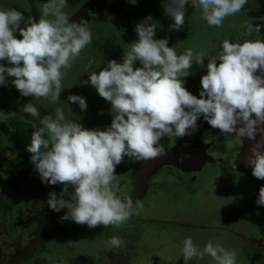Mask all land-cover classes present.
Masks as SVG:
<instances>
[{"label": "clouds", "instance_id": "1", "mask_svg": "<svg viewBox=\"0 0 264 264\" xmlns=\"http://www.w3.org/2000/svg\"><path fill=\"white\" fill-rule=\"evenodd\" d=\"M188 3L189 0H165V15L174 21L171 29L184 26ZM247 3L248 0H191L210 27H221L226 17L240 12ZM66 6L67 0H48L38 21L26 19L14 9L0 10V61L11 65L0 63V85L8 82L7 77H14L12 83L22 96L43 98L49 103L61 99L64 76L92 43V34L83 23L70 22ZM156 28L153 18L145 17L136 25L138 40L132 42L122 62L110 60L82 82L90 83L111 103L110 127L87 129L67 119L59 107L55 116L41 115L32 102L23 107L24 113L39 117L41 125L32 133L27 149L32 154L31 163L42 182L63 185L59 195L50 192L47 200L53 211L67 209L62 220L70 219L89 228H118L133 214L139 215L143 204L138 199L117 195L116 167L126 156L145 161L167 155L161 139L193 135L201 117L223 134L236 133L255 141L248 163L253 166V175L264 179V39L258 38L261 25H245L250 39L222 41L218 58L208 59L199 97L184 87L182 78L191 74L193 62L204 67L206 54L189 48L178 55L167 38H154ZM17 32L22 38L15 35ZM136 61L140 67H134ZM68 102L87 109L83 96L71 94ZM69 110L72 111L70 107ZM190 158L191 153L180 156L181 161ZM256 203L264 205V186ZM106 246L112 250L126 245L123 239L113 236ZM205 255L215 264H237L234 250L212 242L201 249L191 237L184 240L185 264Z\"/></svg>", "mask_w": 264, "mask_h": 264}, {"label": "flooded vegetation", "instance_id": "2", "mask_svg": "<svg viewBox=\"0 0 264 264\" xmlns=\"http://www.w3.org/2000/svg\"><path fill=\"white\" fill-rule=\"evenodd\" d=\"M113 3L111 0H85L80 5L82 10L73 12L69 16V20L70 22L83 23L89 28L93 25V17L99 11L100 15L106 13L110 18H114L119 12L137 15L141 21L146 17L143 12L142 1H136V9L127 8L125 11L122 10L121 2L120 4L115 1ZM263 5L264 0H262L260 8ZM131 7L133 6L131 5ZM164 17L165 23L174 22L171 17L166 15ZM198 18L204 21L201 15H198ZM198 18L195 19V15H193L192 22H190L186 16L183 27L191 31L186 39L168 40L169 46L173 47L178 55L183 54L189 48L194 52L206 54L205 66L201 67L193 62L191 74L182 78L185 82L184 87L197 97L202 90V76L207 73L208 59L218 58V54L222 51L221 44L223 41L220 37L223 34L221 27H210L204 23L203 27L199 28L197 24L201 25L202 23ZM232 18L234 21L229 25V33L225 39L230 40V42H237L238 40L242 42L250 39L251 37L246 34L245 29V25L250 23L261 25V34L258 38L264 39V19H261L264 18V9H257V7L255 9L253 6L244 7L240 12L232 15ZM101 21L109 25L106 20L102 19ZM193 30L194 32H192ZM198 33L207 35L208 40L197 38ZM116 61L122 62V58ZM0 63L11 66L7 61H0ZM217 63L219 64L220 61ZM140 66L139 61L134 63V67ZM13 80L14 77H7L8 82L0 85V264H9L10 260L19 252L24 251L33 240L45 235H49V239L42 241L30 250H25V255L18 264H134L140 261L139 258L141 260L146 259L147 264H158L161 255L160 250L164 249L159 243V239L155 240L154 238L153 242L149 239L146 243L148 239L146 224L156 222L174 226L185 225L183 222L171 218L172 214L164 219H149L145 215L146 211L156 209V205L148 203L147 198L149 196L157 195L162 191H180L182 195H194L196 190L194 184L198 180H202L203 178L200 177L205 176L208 170L214 168L223 169L229 179H234L236 186L245 189L249 200L257 201L259 190L264 186V179H257L253 175V166L248 163L249 156L246 160L242 159V155L250 150L254 141L251 143V139L246 136L240 137L236 133L232 135L223 134L219 129L212 128L201 117L197 121L198 130L193 135L161 139L160 143L166 148L167 155L145 161H137L134 157L128 158L126 156L116 167V174L119 176L117 195L122 197L134 189V176L139 173L144 162L149 161L153 164L159 162L157 169L148 178L147 192L139 200L143 204V210L140 214H133L125 224L118 228L103 225L96 227L98 232H115L113 236L123 239L126 246L123 249L108 250L106 243L110 239H106L102 241L101 250H90L86 237L83 241H76V230H84V226L81 225L82 227H80L69 219L57 232L55 231L59 226L60 217L64 216L67 209H61L60 212L53 211L48 206L47 200L50 192L55 191L59 195L63 185H51L42 182L34 164L30 161L32 154L27 149L31 143L32 133L35 128H39L41 125L39 124V117H32L23 112L24 105L30 101L27 96H22L16 89L12 83ZM78 94L82 96L81 94L84 92L78 90ZM33 98L46 114H54L52 105L44 108L35 97ZM89 101L90 103L87 104L89 108L82 110L80 114L71 112L74 116L71 114L66 116L65 114V117L82 124L87 129H106L102 127V124H107L108 120L103 119V117L109 116L113 119L109 111L111 103L102 97L93 103L91 102L94 101L93 96ZM104 102L109 106L105 105ZM256 138L257 140L260 139L259 132ZM184 153H191V158L181 161L180 156ZM242 181H245V187H242ZM18 206L20 210H16ZM258 208L264 217V205H258ZM132 224H136L137 229ZM193 226L207 228L212 232L219 233L218 236L227 231V227L217 220L210 225L211 227H208V224L201 226L194 224ZM68 227L72 228L67 229ZM251 229L254 234L244 231L245 233L238 232L236 235L237 239L242 241V245L237 250L242 249L246 253V260L242 264H264V224L261 222L258 224L254 221L251 223ZM256 229L259 233L256 232ZM64 231L65 237L61 239L60 235ZM71 231H74V234ZM138 242L142 245L140 248L137 247ZM208 242H212L214 246L217 244L216 240L206 237L201 241L203 246L200 248L203 249ZM144 247L145 257L138 253V250H142ZM147 253L151 254L148 255ZM206 257L209 259L208 261L204 260ZM172 259L174 260L173 257ZM200 260H196L197 264H207L206 261L210 264L213 261L207 255Z\"/></svg>", "mask_w": 264, "mask_h": 264}, {"label": "rangeland", "instance_id": "3", "mask_svg": "<svg viewBox=\"0 0 264 264\" xmlns=\"http://www.w3.org/2000/svg\"><path fill=\"white\" fill-rule=\"evenodd\" d=\"M84 1L85 0H67V6L64 11L71 16L76 10H82L80 5ZM111 1L112 3L115 1L119 4L121 2L123 11L127 8L136 9L135 3H132V0ZM136 1H142L144 6L143 12L146 17L150 15L153 18V22L157 23L155 33L156 39L167 38L168 40H180L186 39L187 35L190 34L191 31H189L188 28L182 27L180 30H175L170 28V25L174 22L170 24L165 23V0ZM34 2L40 18L42 7L48 2V0H34ZM16 3L22 5V8H29L27 0H0V10ZM261 3L262 0H248L245 7L253 6L255 9L257 7V9L263 10L264 5L260 8ZM131 5L133 7H131ZM186 8V16L190 22H192L193 15H195V19L198 18V15H201V10L193 7L191 5V0H189ZM139 14L142 15L141 13ZM102 19L106 20L109 25L102 23ZM199 20L202 23L201 25L197 24L199 28L201 26L203 27L204 23L207 24L205 20ZM233 21L232 16L226 17L223 21L221 26L223 34L220 36L223 40L227 37L229 33V25ZM140 22L141 20L137 15L133 16L129 12H119L116 16H114V18H110L106 13L100 15V11L96 12L92 19L93 25L88 28L92 34V43L87 45L80 53L79 57L72 62L70 70H68L64 76L62 83L65 89L61 92V99L56 103H49L43 98H36L38 102L44 108H48L52 105V111L54 112L53 116H55V109L58 107L65 110L64 112L66 116L71 114V112L78 114L82 112L78 103L68 102L69 95H79L78 90L84 92V94L81 95L86 99L87 104L90 103L89 99L92 96L94 97V101L91 102H97V99L101 96L98 94L96 88L90 83L85 84L82 82L88 81L93 72H99L106 67L110 60H119L121 58L123 60V56L131 48L132 42L138 40V33L135 29L136 25ZM192 32H194V30ZM207 37L208 36H205L204 33H198L197 35V38L208 40ZM104 104L109 106L106 102H104ZM101 106L106 107L104 105ZM69 107L72 111L69 110ZM103 119H107L108 122L107 124H102V127H110L112 118L106 116L103 117ZM206 173L207 174L205 176L200 177L203 178L202 180H198L197 183L194 184L196 189L194 195H182L180 191H162L157 195H152L147 198L150 205H156V209H150V211L148 209L146 211L145 215H147L149 219H164L172 214L170 216L171 218L175 221L183 222L185 225L174 226L170 224H158L156 222L146 224V230H148V239L146 243L149 239L152 242L154 241V238L155 240L159 239V243L164 249L160 250L161 255L159 256L158 264H185L182 257V249L183 242L188 237H191L194 244H196L199 248L203 246L201 241L206 237L216 240V245H219L226 250H234L237 253V264L245 262L246 253L245 250H237V248L242 245V241L239 238L237 239L236 235H238V232L245 233L244 231L253 233L251 223L254 221L258 224L260 222L264 224V222H262L264 221V217L261 215V210L258 208L256 201L252 199L249 200L245 189L236 186L234 179H229L226 175L227 173L223 169L214 168L212 170H208ZM245 177L247 178V175ZM241 183L242 187L246 186L245 181H242ZM16 210H20V207L18 206ZM216 220L221 221L224 226L227 227V231L223 232V235L221 236H218L219 233L212 232L207 228L193 226L194 224H198L199 226L208 224V227H211L210 225ZM82 226H84V230H76V241H83L86 237L90 250H101L102 241L111 239L115 233H109L110 231H107L106 233L100 231L98 232L97 228L92 230L86 226V224ZM82 226L80 225V227ZM132 226L135 228L137 227L136 224H132ZM69 228L72 227H68L67 229ZM71 232L74 234V231ZM256 232L259 233L258 229H256ZM60 236V238L63 239L65 237V231ZM141 246V243L138 242L137 247L140 248ZM138 253L145 257V247L142 250H138ZM147 254L150 255L151 253ZM138 260L140 261H137L134 264H147L146 259L141 260V258H139ZM204 260L208 261L209 259L206 257ZM207 261L206 263L209 264ZM188 264H197L196 259L189 261ZM210 264H215V261H211Z\"/></svg>", "mask_w": 264, "mask_h": 264}, {"label": "water", "instance_id": "4", "mask_svg": "<svg viewBox=\"0 0 264 264\" xmlns=\"http://www.w3.org/2000/svg\"><path fill=\"white\" fill-rule=\"evenodd\" d=\"M32 8V12H33V19H35L36 21H38V10L36 7V4L34 2V0H27ZM27 98L29 99L30 102L34 103L38 109L40 110L41 115H47L37 104V102L35 101V99L32 96H27ZM261 136V134H260ZM253 142V140L251 141V143ZM255 143V141L251 144V146ZM250 150L245 154L242 155V159L246 160L248 156H250ZM153 162V161H152ZM159 166V162L156 164H153L151 162H144L143 166L140 168L139 173H137L134 176V189L128 193L123 197H127V196H132L134 200L138 199L140 200L145 193L147 192V188H148V178L154 173V171L157 169V167ZM63 217V216H62ZM66 220H62L61 217L59 219V223H58V227L55 229V231L57 232L59 230V228L65 223ZM54 231V233H55ZM53 233V234H54ZM52 234V235H53ZM49 235H45L42 236L41 238L37 239V240H33L28 246H26V248L24 249V251L19 252L18 254H16L9 262V264H18L19 260L25 255V250H30L31 248L35 247L36 245L40 244L42 241L48 240L49 239Z\"/></svg>", "mask_w": 264, "mask_h": 264}, {"label": "trees", "instance_id": "5", "mask_svg": "<svg viewBox=\"0 0 264 264\" xmlns=\"http://www.w3.org/2000/svg\"><path fill=\"white\" fill-rule=\"evenodd\" d=\"M28 6H29V8L26 9V8H22V5L16 3V4H11L10 6H7L1 10H12V9H14V10L22 12L26 19L29 17L33 18L32 8H31L29 2H28ZM23 26L24 25L22 24L21 27H23ZM15 35H17L18 38H22V37H20L19 32L15 33Z\"/></svg>", "mask_w": 264, "mask_h": 264}]
</instances>
